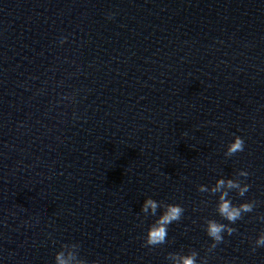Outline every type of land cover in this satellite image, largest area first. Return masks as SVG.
Masks as SVG:
<instances>
[{
    "label": "clouds",
    "instance_id": "9594fccd",
    "mask_svg": "<svg viewBox=\"0 0 264 264\" xmlns=\"http://www.w3.org/2000/svg\"><path fill=\"white\" fill-rule=\"evenodd\" d=\"M66 38L61 40V43H64ZM245 147V141L240 136H235L234 140L228 145L226 156H233L238 152H243ZM247 172L241 171L239 176L246 177ZM227 189H237L240 196H243L246 192L249 191V185L243 184L240 182L229 179L225 181L224 179L217 180L215 187L211 189L213 194L220 192L219 202L217 205L218 214L227 220L230 224H234L237 220L242 218L243 213H249L253 210L255 202H245L239 206H234L229 200L228 192L222 191L224 188ZM199 191L208 192V189L201 185L199 186ZM164 208V212L159 218L149 227L146 237L145 245L146 246H157L166 242L168 235V226L175 221H179L184 212V209L177 204H164L163 202H157L152 198H148L144 201L141 211L145 215H156L158 208ZM261 219H264L262 217ZM207 228L206 232L209 237L212 238L214 243L211 247H215L217 243L223 241L222 233H227L232 235L236 229L228 226L227 224L219 223L215 220H208L206 222ZM257 247H264V232H262L257 240L255 241ZM197 252H192L190 255L179 256V254H169L168 258L176 259L177 264H197ZM56 264H72V256L66 257L64 252L60 251L56 254L55 257Z\"/></svg>",
    "mask_w": 264,
    "mask_h": 264
}]
</instances>
